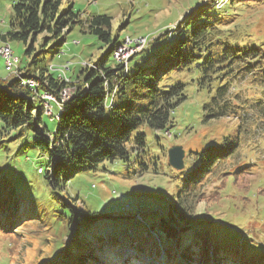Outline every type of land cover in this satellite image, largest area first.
<instances>
[{
	"label": "trees",
	"instance_id": "obj_1",
	"mask_svg": "<svg viewBox=\"0 0 264 264\" xmlns=\"http://www.w3.org/2000/svg\"><path fill=\"white\" fill-rule=\"evenodd\" d=\"M63 1L14 0L13 15L0 30V43L17 40L26 46L23 59L16 61L18 76L5 69V61V73L0 74V236L13 235L17 233L14 228L24 224L45 227L50 219L54 225L72 223L74 228L67 231L70 246L61 241L59 256L47 264H97L102 255L105 264H140L136 254L124 256L116 249L125 245L145 253L164 249L172 260L182 258L190 264H225L223 246L215 243L214 229L205 224L210 219L200 220L205 218L197 215L196 207L206 199L202 187L209 176H231L241 169L222 170L228 161L235 163V152L246 131L241 128L243 110L248 101L259 97V91L254 96L244 95L234 90L235 83L248 81L257 90L264 89V33L250 44H240L238 23L234 28L221 25H232L240 13L227 6L223 16L216 6L208 9L212 3L207 0L175 31L159 34L126 65L114 57V51L123 41L121 33L127 21L115 29L109 13L82 17L73 0L68 7H63ZM235 1L231 3L235 5ZM77 24L98 39L100 48L107 49L92 65L82 62L78 69L70 67L67 76L62 75L51 66L64 52ZM28 79L37 85H28ZM186 81L207 94L202 105L204 122L219 127L220 119L232 117L242 123L238 122L235 134L224 131L219 144H210L217 142L212 138L200 149H189L184 169L166 167L171 181L177 182L168 213L181 230L161 216L144 220L147 224L135 216L134 220L125 215L114 217L118 209L109 203L95 211L84 204L80 210L77 202L81 196L68 191L80 173L117 160L138 165L135 175L151 166L159 171L150 156L159 152H151L147 131L167 132L174 126V112L187 99ZM69 87H74L72 97L64 101L62 93ZM44 93L55 96L63 108L59 111L54 106L58 111L52 116L57 119L54 129L45 122L49 114L41 97ZM156 141L160 142L159 136ZM12 143L13 152H7ZM17 178L21 180L17 182ZM35 178L42 180L39 187ZM35 201L38 205L32 206ZM237 262L256 264L252 260Z\"/></svg>",
	"mask_w": 264,
	"mask_h": 264
},
{
	"label": "rangeland",
	"instance_id": "obj_2",
	"mask_svg": "<svg viewBox=\"0 0 264 264\" xmlns=\"http://www.w3.org/2000/svg\"><path fill=\"white\" fill-rule=\"evenodd\" d=\"M70 0L63 1V7L69 6ZM75 9L80 10L82 17L91 13H109L113 16V26L116 29L121 23L126 22L121 37L126 39L143 38L149 36V44L159 34L167 30L175 31L177 25L183 23L189 13L195 11L206 0H73ZM208 6V9L216 6L226 16V10L235 9L240 15L234 16L233 24L221 22L225 27L234 28L238 23V39L240 44H250L252 39L257 35L264 33V0H236L234 4H243L235 6L232 0H214ZM14 0H0V30H4L13 15ZM4 20V21H3ZM129 20V21H128ZM251 33V36H247ZM143 35V36H139ZM263 35H260L262 37ZM125 40L123 45H125ZM78 42V43H76ZM8 43L13 49V57L17 62L23 59V51L26 46L17 41L10 40ZM4 43V44H8ZM2 44V43H0ZM101 43L88 32H85L80 24L75 25L69 33L68 41L64 45V59H55L57 64H64L69 60L73 69H78L79 63L92 65L91 61L96 60L102 55L107 47L100 48ZM102 46V45H101ZM149 46V45H148ZM147 47V46H146ZM119 55L123 50L119 49ZM139 53V52H137ZM130 55L128 61L137 54ZM52 54L49 55V57ZM115 56V53H114ZM29 59V57H27ZM111 59L113 56L111 55ZM62 60V62H60ZM124 61V59H122ZM4 60L0 57V74L5 73L3 69ZM67 63L61 67L52 66L54 69L62 71L66 75ZM17 70V67L15 68ZM6 70L14 75L11 69ZM18 76V75H17ZM35 82V81H33ZM187 99L183 101L174 112V126L170 128L171 136L165 134V131L152 130L147 131V139L151 152L158 153L150 156L154 157L158 164L159 171L155 172L153 166L142 175H135L134 170L139 168L138 165L124 163L123 161L105 162L95 171L80 173L74 178L68 187L71 193H77L81 200L77 202L80 210L84 204L92 211L98 208H104L109 203L113 208H120L129 205L133 213L138 218L145 217L156 218L150 214L154 212L155 216L160 215L167 221H174L168 214L169 206L172 203V190L177 186L176 181L167 173L168 149L174 144H181L186 149L185 162L189 160V149L197 150L205 146L214 138L216 143L222 142V134L227 129L231 133H236L238 129L239 118H222L218 121L220 124L204 122L202 119V105L207 100L206 92L199 90L194 82L186 81ZM235 91L241 90L244 95L254 96L259 91V97L248 101L246 108L243 110V127L241 128L242 140L238 152H235V163L228 161L223 167V171L232 170L234 166L240 169L238 173L215 174L208 177L205 185L202 187L206 199H203L197 207L196 213L203 216L205 224L214 229L215 243L223 246L227 258L225 264H237V261L252 260L256 264H264V89H256L248 81H239L235 83ZM73 94V88L69 87L62 93L63 99L68 101ZM51 95V94H50ZM43 97V96H42ZM44 98V97H43ZM53 107L55 103H52ZM55 110L56 107H54ZM259 115H262L259 118ZM45 122L51 129L56 128L57 119L47 115ZM170 133V132H169ZM226 134V133H225ZM160 137L157 143L156 137ZM234 139V135L231 136ZM161 145L162 148L160 147ZM14 144L12 143L9 151L13 152ZM161 149V150H160ZM157 157V158H156ZM153 160V159H151ZM185 163V164H186ZM39 172L40 169H38ZM167 173V174H166ZM12 174L10 168L8 175ZM21 178H17V182ZM35 185H41V179L36 181ZM39 189V188H37ZM22 193L21 187L18 189ZM45 194L48 191L44 189ZM82 199L85 202H82ZM26 202V200H25ZM28 203H31L27 200ZM26 202V203H27ZM45 207L49 204L44 203ZM34 202L32 206H37ZM24 207H22L23 209ZM33 208V207H31ZM49 210V209H48ZM79 210V211H80ZM104 210V209H103ZM129 215L128 213L125 214ZM163 215V216H162ZM115 216V215H114ZM129 215L132 220L135 217ZM30 221V220H29ZM28 222V221H27ZM55 221L48 219L45 227H39L36 223L20 225L17 233L13 235L0 236V264H47L58 256V247L60 242L69 243L68 230L74 228V224L54 225ZM69 228V229H68ZM57 237L56 239L54 236ZM61 243V245L63 244ZM131 249V250H130ZM39 253L38 251H41ZM108 250V249H107ZM127 256L137 254L132 247L118 248ZM40 254V255H37ZM143 258V257H142ZM145 260L153 264H190L188 262H167L161 261L159 257L145 256ZM121 262L123 261L120 260ZM110 262V260L108 261ZM149 263V264H152ZM97 264H105L104 256L98 257Z\"/></svg>",
	"mask_w": 264,
	"mask_h": 264
},
{
	"label": "built area",
	"instance_id": "obj_3",
	"mask_svg": "<svg viewBox=\"0 0 264 264\" xmlns=\"http://www.w3.org/2000/svg\"><path fill=\"white\" fill-rule=\"evenodd\" d=\"M148 43L147 38H138L137 40H125V47L123 49V53L120 57L124 58V61L127 62L130 55L135 54L142 48H144ZM0 55L2 58H9L10 59V65H17L16 60H14L13 54L9 52V49H2L0 48ZM69 63H67V66L69 68ZM54 69V68H53ZM34 86L37 85V83L33 82ZM44 99L46 100H55L54 96H50L49 93L43 94ZM63 98V96H62ZM47 113H51V108L49 105H47Z\"/></svg>",
	"mask_w": 264,
	"mask_h": 264
},
{
	"label": "water",
	"instance_id": "obj_4",
	"mask_svg": "<svg viewBox=\"0 0 264 264\" xmlns=\"http://www.w3.org/2000/svg\"><path fill=\"white\" fill-rule=\"evenodd\" d=\"M186 151L182 145H173L168 149V163L177 170L185 167Z\"/></svg>",
	"mask_w": 264,
	"mask_h": 264
},
{
	"label": "bare ground",
	"instance_id": "obj_5",
	"mask_svg": "<svg viewBox=\"0 0 264 264\" xmlns=\"http://www.w3.org/2000/svg\"><path fill=\"white\" fill-rule=\"evenodd\" d=\"M143 38H147V36H143ZM148 39V38H147ZM129 40H137V39H135V38H131V39H129ZM124 47H125V45H123V44H121V45H119V47L115 50V57L117 58V59H119L120 61H123L122 59H124V58H122V57H120L121 55H119L117 52H118V50L119 49H121V50H123L124 49ZM0 48H2V49H9V52H11L12 54H13V50H12V48H11V46L9 45V43L8 44H1L0 45ZM4 59V61H5V63H6V67H7V69H11L12 71H14V72H16L17 70L15 69L16 68V65H10V59L9 58H3ZM126 63V62H125ZM127 70V69H126ZM61 72V74H62V71H60ZM63 75V74H62ZM27 84L28 85H34V83H33V80H31V79H28L27 80ZM50 95V94H49ZM51 96V95H50Z\"/></svg>",
	"mask_w": 264,
	"mask_h": 264
},
{
	"label": "crops",
	"instance_id": "obj_6",
	"mask_svg": "<svg viewBox=\"0 0 264 264\" xmlns=\"http://www.w3.org/2000/svg\"><path fill=\"white\" fill-rule=\"evenodd\" d=\"M62 59H64V56L62 57ZM60 62H62V60Z\"/></svg>",
	"mask_w": 264,
	"mask_h": 264
}]
</instances>
